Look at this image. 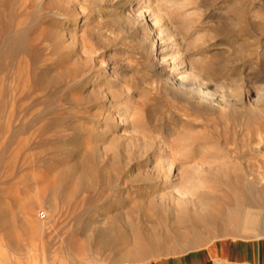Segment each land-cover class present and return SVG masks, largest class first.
<instances>
[{"label":"rangeland","instance_id":"obj_1","mask_svg":"<svg viewBox=\"0 0 264 264\" xmlns=\"http://www.w3.org/2000/svg\"><path fill=\"white\" fill-rule=\"evenodd\" d=\"M4 8L20 28L0 40V264H178L184 252L202 258L195 248L208 243L228 258L210 247L216 239L263 236L264 226L234 220L256 190L225 183L241 175L264 185V0ZM15 38L25 46L20 63L5 55ZM225 193L219 226L204 221ZM146 207L167 213L164 229L177 217L186 227L141 256L134 233L150 224L139 213ZM78 214L96 225L109 218L116 247L75 233ZM127 250L130 260L114 258Z\"/></svg>","mask_w":264,"mask_h":264},{"label":"bare ground","instance_id":"obj_2","mask_svg":"<svg viewBox=\"0 0 264 264\" xmlns=\"http://www.w3.org/2000/svg\"><path fill=\"white\" fill-rule=\"evenodd\" d=\"M6 2H7V0H0V40H1V43L3 45H4V43L8 39H6L5 36L4 35L2 36L1 34L6 33L7 31L9 32L10 30H14V29L17 30V29L20 28L19 27V22H18V24L17 23L14 24L13 22H11V21L8 20L9 15L5 11V8L6 7L4 8V5L6 4ZM20 11H21V9L19 10V12ZM12 40H10L9 42H12ZM14 40H16V38ZM21 40H22V38H21ZM21 40L20 41H17L16 40L17 43L14 44V47L12 46L9 49V51L5 54L6 57H7V61L12 60V59H17L19 61V63H20V61L23 58V55L22 54L25 52L24 51L25 46H23L20 43ZM3 58H4V56H3ZM2 76H3L2 78H5L6 77V74L4 73V75H2ZM95 76H96L95 74L92 76V79L90 80L91 82L98 80L97 76L96 77ZM196 85L199 86V89H200V91L203 92V95L204 96H208V91H207L206 87H204V85L202 83L197 82ZM199 89H198V91H199ZM5 91H7V90H5ZM2 92H3V90H2ZM260 162L262 163V161H260ZM231 166H232V164H231ZM246 166H247V164H246ZM249 166H250V164H249ZM233 167H234V164H233ZM250 167H253V166H250ZM261 167H262V165H261ZM247 170H249V169H247ZM261 171H263V170H261ZM249 174H251V173H249ZM252 175L253 176H256L254 174H252ZM229 178H231V177L229 176ZM256 180H257V178H256ZM258 181H260V179H258ZM237 183H240L241 184L240 187H238L239 185H236ZM225 184H228L230 186V188H233L232 190H235V191H236V189L243 190V191L244 190H246V191L247 190H256L255 194H252V195L250 194L251 196L242 193L243 196H244V201H243V204H242L243 206L240 209H238V213H237L238 215H237V217L235 216L236 218H234V217L233 218H234L235 221L240 220L241 223H242V225H243V228H246V229H251L252 230V229H255L258 225L264 226V185L263 186H260V187H257V186H255V180H254V178L252 179V181H250L248 177H243L241 175H237L236 180L235 179H229ZM228 185H225V186H228ZM228 189H229L228 187L225 188V187H219V186L216 188V190H228ZM226 195L227 194L225 193V195H224L225 197L223 199L224 202L223 203H220L219 205L217 204V202H216L217 200L215 199L213 205H211V208L208 211V214H205L206 216L205 215L204 216L202 215L203 218L205 217L204 219L201 217L204 221L209 222V223H211V224H213L215 226H219V224H220L219 214L223 212V208H224L223 205L225 206V204L227 205L229 203V198L226 197ZM262 198H263V201H262ZM234 199H235V197H234ZM223 200H221L220 202H222ZM232 202H233V198H232ZM140 205L142 206V204H140ZM232 206H234L233 203H232ZM146 208L149 210L150 207L149 208L146 207ZM164 208H166V207H164ZM147 209H141V210L139 209L140 210L139 213L142 216V218H144V221L146 223H150L149 226L144 224V225L141 226V229L138 231V233H136V232L134 233V239H136V242H135V252H136L137 255H141V256H143V255L151 252L152 250H154L155 248H157L159 245H162V242L166 238H168L170 236L177 237L178 235H177L176 231L173 228H175V229H178L179 228L180 229V227H182V226L185 225L184 222H186V220L184 219L186 217H182V218L177 217V220L175 219V221H176L175 223L174 222L171 223V219H170L169 220V224H168V226H169L168 229L169 230H167V229H164V226L165 225L163 224L164 221H167L166 220L167 217H168L167 216V213L161 212V211L159 213L158 211H155L156 209L155 210H152V211H150V210L148 211ZM84 210H86V209H84ZM83 212L84 211H82V213ZM228 212H230V211H228ZM228 212H226V213H228ZM198 215H201V214H198ZM223 215H224V219L227 218V214H224L223 213ZM230 217H231V215H230ZM230 217H229V220H231ZM201 218L195 217L194 220L195 221H198ZM75 221L77 222V225H75V229H74L75 230V233L77 232L78 234H80V236L81 235H84L85 238H86V242H88L89 244H91V246H95L98 249H102L103 251L109 250V249H113L114 247H116L117 240L115 239V233H114L115 230H113V226L111 224L112 222H111V220H109V218L108 219H104L103 222H101V224L96 225L95 222L98 221V218H96L95 216H87L84 219H80V215L78 214L76 216V218H75ZM188 221H190V220L187 219V222ZM167 223L168 222H166V225H167ZM221 223H222V221H221ZM241 223H240V226H241ZM226 224H228V222ZM193 225H195V223H193ZM138 226H139V224H138ZM132 227H134V226H132ZM135 227H134V229H135ZM170 227H172V228H170ZM185 227H186V225H185ZM204 228H205V226H204ZM228 228L226 229V227H224V229H226L227 232H229V229ZM131 229L132 228H130V230ZM221 230H222V228H221ZM208 232H209V230H208ZM208 232L206 234H209ZM257 233H258V231H257ZM263 233H264V231H263ZM78 234H76V235H78ZM262 235L264 236V234H262ZM253 238L255 240L254 241L255 242V245L257 243H258V245H260V244H262L264 242V237H262L261 235L260 236L259 235L258 236H255ZM77 240H78V238H77ZM228 240H229V238H220V239L213 240V241L210 242V247L211 248L221 247V250L226 251V252L227 251L230 252V247H229V244H228ZM131 241H134L133 238H132ZM131 243H133V242H131ZM81 245H83V244H81ZM73 247H74V245H73ZM77 247L78 246H76L75 248L77 249ZM81 247L83 249L86 248V247H84V245L81 246ZM80 250H82V249H80ZM87 250H89V249H87ZM72 251L74 252V251H77V250H72ZM132 255L133 254L131 252H129V250H127V251H121V252H118L117 251V253L114 256V258H116V259H129V258H131Z\"/></svg>","mask_w":264,"mask_h":264},{"label":"crops","instance_id":"obj_3","mask_svg":"<svg viewBox=\"0 0 264 264\" xmlns=\"http://www.w3.org/2000/svg\"><path fill=\"white\" fill-rule=\"evenodd\" d=\"M254 241L253 237L229 238L228 244L230 252L227 251L229 255L228 258L218 253L211 252L208 248V243L204 246L195 248L199 249L202 258L193 260L191 256L184 252L179 255L178 264H264V256L261 255V253L264 252V242L260 245H258V243L255 245ZM168 264H176V262H169Z\"/></svg>","mask_w":264,"mask_h":264}]
</instances>
